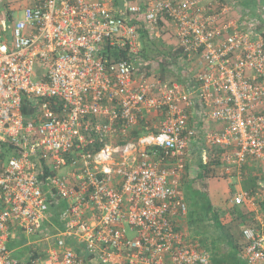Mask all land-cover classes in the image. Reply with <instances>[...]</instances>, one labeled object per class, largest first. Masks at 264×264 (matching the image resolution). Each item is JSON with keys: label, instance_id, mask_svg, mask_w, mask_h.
I'll list each match as a JSON object with an SVG mask.
<instances>
[{"label": "built area", "instance_id": "obj_1", "mask_svg": "<svg viewBox=\"0 0 264 264\" xmlns=\"http://www.w3.org/2000/svg\"><path fill=\"white\" fill-rule=\"evenodd\" d=\"M231 11L224 0H28L19 20L0 11V264H212L187 231L176 175L195 124L222 125L202 134L227 149L222 174L264 167V38ZM167 29L200 67L190 83L148 75L137 57L143 37ZM109 49L129 58L108 63ZM251 177L255 189L230 202L256 223L242 228L243 261L264 264V172ZM19 233L42 235L28 262L8 248Z\"/></svg>", "mask_w": 264, "mask_h": 264}, {"label": "trees", "instance_id": "obj_2", "mask_svg": "<svg viewBox=\"0 0 264 264\" xmlns=\"http://www.w3.org/2000/svg\"><path fill=\"white\" fill-rule=\"evenodd\" d=\"M129 2H131V0H115V4L118 6H123ZM3 6H5V4H3ZM2 11L8 13L9 16H14L12 9L6 7L5 9H2ZM258 30L259 33H262L264 38V31H262L261 28ZM156 40L158 39L143 37V48L137 55V57L146 63L149 69L148 75L153 74L154 71L152 66L153 64L158 63L160 70L156 73V77L161 78L163 81H169L168 78L173 77L174 81L178 80L181 84L190 83L193 73L188 71L186 75L185 68L182 67L181 61L184 60L190 62L192 58L188 56L183 48L176 44H174L175 47L172 49L173 51H163L158 46ZM128 58L129 54L127 50L109 49L106 53V60L108 63L118 62ZM192 77L194 78L195 76ZM30 105L31 102H27L24 108L25 113H31L32 109ZM142 132L143 130L137 131L134 135L136 138H139L142 135ZM205 147L207 146L205 145ZM7 151L10 152V149ZM226 151L227 149L223 147L213 148L212 152H210L211 160H209V163H203V160L201 159L199 163L200 171L198 172L196 179L190 181L191 183L187 182L188 196L186 200L189 205L187 229L190 228L193 233L192 235H189H191L193 239L198 240L201 243V246L210 252L212 256V264H245L241 256L244 243L240 242V237H236L232 233V227L228 225V217H230V215L234 217L233 222L236 223L238 231H242L243 226L256 223L250 218L247 206L231 204V208H225L224 204L226 206L230 204L229 198H221L217 201L218 205H215L214 203L216 202H213L210 199L207 190L208 185L206 186L205 183L209 178L208 176L212 173V169L223 165L222 158ZM8 152L4 153L6 157L11 156V153L8 154ZM69 160H71V158ZM181 178L183 179V177ZM199 182L201 183L200 186L203 188L196 187ZM256 182V177L248 179L245 183V190L253 191L257 186ZM262 205L264 207V203ZM225 220L227 221L225 222ZM197 230L201 231L202 236L200 238L195 236ZM30 255L32 258L37 257L35 252H30ZM43 256L45 257V254H43Z\"/></svg>", "mask_w": 264, "mask_h": 264}, {"label": "rangeland", "instance_id": "obj_3", "mask_svg": "<svg viewBox=\"0 0 264 264\" xmlns=\"http://www.w3.org/2000/svg\"><path fill=\"white\" fill-rule=\"evenodd\" d=\"M27 1L28 0H4V2H3V0H0V11H2V9H5L6 7L9 9H12V11L14 13V18L16 20H19L23 17V7L26 5ZM3 4H5V6H3ZM156 41L158 42V46L160 47V49H162L163 51H166V52L173 51L172 49L175 47L174 44H176L175 38H174V35H173L171 29L165 30L164 35H162V37ZM181 63L180 64L182 65V67L185 68V74L186 75H187L188 71L189 72L191 71L193 73L192 76H195L196 74H198L200 67L198 64H196L194 59H192L190 62H186V61L182 60ZM152 67H153V71H154L153 74H156L159 72L160 69H159L158 63L153 64ZM141 69H143V67ZM175 79H177V78H175ZM34 80L37 81L38 79L34 76ZM168 80L170 82L174 81L173 77H169ZM177 82H179V81L177 80ZM204 148L206 149V154H207L205 158H204V155L202 157L192 158V153H191L190 157L192 159L190 158L187 161V163H185V165L183 166V169L176 173L177 176L180 175V177H183V179H182V181H183V192L185 194V198H187V196H188V191H187V188H188L187 184L188 183L187 182L193 181V179H196V176L198 175V172L200 171L198 163H200L201 159L203 160L204 163H209V160H211L210 152H212L213 148H207V147H204ZM186 165H187L188 169L186 168ZM169 168L171 171H177V169H174L173 166H169ZM220 173H221V169L217 166L216 168L212 169V173L208 177L212 178V179L218 178L221 176L230 177L229 175H222ZM205 183H206V181H205ZM200 185H201V183L199 182L196 187L203 188ZM207 185H208V182L206 183V186ZM218 185L220 187V184H218ZM211 187H212V185H209L207 188V190L209 192L210 199L213 202H216V203H214L215 205H218L217 201H219V199L223 198V195L221 196V194L217 190H213L211 193ZM214 198H216V199H214ZM186 202H187V200H186ZM224 206L227 209L232 207L231 202L227 206L224 204ZM188 208H189V205H188ZM233 220H234V217H232L230 215V217H228V225L230 227H232V230H231L232 233L236 237H240V239H241L242 231L241 230L238 231V229L236 228V223L233 222ZM226 221L227 220H225V222ZM187 231L189 234L192 235L193 231H191L190 228L187 229ZM195 236L197 238H200L202 236L201 231L197 230ZM41 237H42V235H37V234L31 235V236H28V235L22 234V233H19L18 235L16 234L15 239L11 240L8 243V248L11 252L12 258L15 260H18V261L28 262L30 260L31 249L32 248H36V249L40 248L41 245H39V243L41 242Z\"/></svg>", "mask_w": 264, "mask_h": 264}, {"label": "crops", "instance_id": "obj_4", "mask_svg": "<svg viewBox=\"0 0 264 264\" xmlns=\"http://www.w3.org/2000/svg\"><path fill=\"white\" fill-rule=\"evenodd\" d=\"M142 1H146V0H131V2H142ZM224 1L229 3V6L232 8L229 18L232 17L237 19L238 20L237 25L241 30L256 25L257 27L261 28L262 31H264V0H224ZM193 117L197 118L196 115ZM195 125H198L199 132L202 131V134L208 130L219 131L222 128V125L219 123H207L205 125L202 122H198V124ZM196 137L197 138L194 140L191 146L190 154L192 153V158L202 157L206 152V149L203 147V144L205 143L202 135H201L202 138L199 135H197ZM190 158L191 157L188 156L187 161ZM198 165L200 164L198 163ZM250 165H251L250 171L245 170L242 175L235 174L230 177L222 176L213 179L209 178L206 181V183L208 182V186L212 185L211 193L213 190H217L221 194V196L223 195L224 199L225 198L231 199L234 194L245 190V183L250 176H253L255 174L256 175L263 174L264 172L263 166L255 165V164L254 165L250 164ZM221 166H219L220 169ZM222 173L223 171H221L220 174ZM218 184H220V187ZM240 242L243 243V237H241Z\"/></svg>", "mask_w": 264, "mask_h": 264}, {"label": "clouds", "instance_id": "obj_5", "mask_svg": "<svg viewBox=\"0 0 264 264\" xmlns=\"http://www.w3.org/2000/svg\"><path fill=\"white\" fill-rule=\"evenodd\" d=\"M200 137H201V135H202V131L198 134ZM202 138V137H201ZM200 138V139H201ZM203 147H205V144H203Z\"/></svg>", "mask_w": 264, "mask_h": 264}]
</instances>
